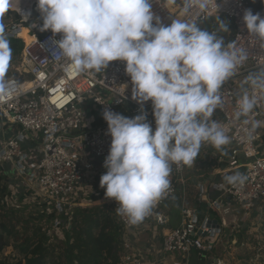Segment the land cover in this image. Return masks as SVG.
Listing matches in <instances>:
<instances>
[{
  "label": "built area",
  "instance_id": "built-area-1",
  "mask_svg": "<svg viewBox=\"0 0 264 264\" xmlns=\"http://www.w3.org/2000/svg\"><path fill=\"white\" fill-rule=\"evenodd\" d=\"M216 4L217 9L213 3L206 12L197 14L196 9L183 12V2L174 5L167 0H152V11L164 25L172 18L196 19L199 26L209 17L231 19L234 32L230 41H236L248 53V60L223 86V107L213 115L231 137V143L227 145L226 162L230 163L227 171L245 173L248 180L242 188L219 184L217 187L223 188L219 198L206 199L208 207L220 216L215 224L208 216L199 218L196 212L182 207L179 226L165 229L159 246H155L160 228L168 222L162 207L176 196L180 187L184 191V173L189 166H172L168 196L138 225H130L125 217L117 214L116 202L93 188L96 179L106 172L102 164L111 140L106 134L103 110L108 108L131 118L140 113V105L131 99L130 77L124 71L123 61H111L103 72L91 76L76 73L59 53L53 54L58 51L54 41L60 39V34L53 36L50 30H39L42 20L36 0H19L21 11L10 9L18 16L17 20L5 24L6 30L11 32L10 38H18L15 30L19 27L26 28L27 34L34 37L28 43L23 42L19 58L21 70L15 68V74L6 76L15 81L18 91L10 93L7 100L0 98V175L11 177L8 181L13 183V187H7L9 192L4 195L5 201L17 199L18 189L24 187L13 177L29 174L28 181L36 188L24 187L25 191L31 190L34 194L30 192L26 198H38V195L45 202L52 201L59 213L69 212L76 206L109 205L122 229L124 254L121 264H187L193 249L201 252L215 249L218 242L215 236H222L229 226L228 216L233 212L230 205H238L245 212L264 211V148L261 149L264 105L258 106L249 117L261 125L252 133L251 140L247 139L248 126L243 120L233 119L235 92L251 71L264 65V47L243 26L244 10H252L247 0H216ZM28 12L31 15L25 21L21 13ZM252 12L264 16V7ZM31 20L37 27H30ZM143 109L154 129L151 102H146ZM15 124L19 130L14 128ZM24 132H30L40 142V147L29 145ZM199 186L198 196L205 199L204 186ZM59 224L55 218L52 227L58 228ZM143 232L151 234V238L147 245L139 246V236ZM232 237V244L237 243L236 236ZM166 255L170 256L168 262H165ZM208 258L210 264L223 263L219 256ZM255 259L258 260V256Z\"/></svg>",
  "mask_w": 264,
  "mask_h": 264
},
{
  "label": "clouds",
  "instance_id": "clouds-1",
  "mask_svg": "<svg viewBox=\"0 0 264 264\" xmlns=\"http://www.w3.org/2000/svg\"><path fill=\"white\" fill-rule=\"evenodd\" d=\"M182 2L185 13H204L213 3L217 9L216 0ZM18 5L19 0H0V98L5 100L18 89L15 81L6 79L13 49L4 15L10 9L21 11ZM36 8L42 20L39 30L60 34L53 54L59 53L76 73L95 76L111 61L124 62L131 99L140 105V113L129 118L103 110L111 140L99 186L118 205L117 214L138 225L168 196L173 165L192 166L205 144L222 152L231 143L213 115L223 107V86L248 60L247 50L236 41L225 43L196 19L172 18L164 25L152 11V0H36ZM30 15L21 13L25 21ZM217 19L220 30L230 31ZM242 23L264 47V16L245 9ZM30 27H37L35 21ZM235 96L233 119L243 120L251 140L261 126L249 117L264 105V65L246 76ZM149 101L154 129L143 109ZM223 180L242 188L248 177L235 171Z\"/></svg>",
  "mask_w": 264,
  "mask_h": 264
},
{
  "label": "trees",
  "instance_id": "trees-1",
  "mask_svg": "<svg viewBox=\"0 0 264 264\" xmlns=\"http://www.w3.org/2000/svg\"><path fill=\"white\" fill-rule=\"evenodd\" d=\"M247 2L254 11H259L264 7L261 0H247ZM180 3H182V0H176L175 2V4ZM14 15V20H17L18 16L15 13ZM34 17L33 20L36 19V16ZM217 17H209L200 27L208 31H217L218 35L224 38L225 43H228L234 32V24L231 19L219 16L221 20L225 21L230 30L227 32L222 31L219 29L220 21ZM15 34L18 38H10L13 49L12 61L19 57L23 42L28 43L30 41V35L27 34V31ZM5 177L3 174L0 175V199L7 193V185L2 184ZM28 193H18L19 204L27 197ZM177 200V198H173L171 200L172 204H175ZM0 207L8 208L9 213L12 215L10 217L9 214H6L5 220L0 222V250L6 245L3 236L5 232L12 237L14 247L20 254L21 258L17 260L16 264H121V258L124 254L122 229L109 205L76 206L71 208L69 212L62 211L58 213L54 208L47 212L46 204H43L35 218L30 215L27 218L19 216L12 206L10 208L1 202ZM15 208H21V206ZM171 210L167 211L168 215H170ZM55 218L60 221L58 229L62 237L56 235L53 231L52 239L55 240L54 242H50L51 236L36 224H33L32 228H28L31 220L45 219L49 229H51ZM16 223L23 224L24 232L30 230L29 235H25L23 240L21 239L23 234L21 235L16 229ZM236 239L240 242L241 238L236 235ZM210 254L211 252H201L193 249L188 257L187 264H207Z\"/></svg>",
  "mask_w": 264,
  "mask_h": 264
},
{
  "label": "rangeland",
  "instance_id": "rangeland-1",
  "mask_svg": "<svg viewBox=\"0 0 264 264\" xmlns=\"http://www.w3.org/2000/svg\"><path fill=\"white\" fill-rule=\"evenodd\" d=\"M174 5H176L174 3ZM14 12L8 11L4 15V24H8L11 22V20H14ZM15 38V37H12ZM24 44V43H23ZM21 53V52H20ZM19 57L12 61L9 70L7 73V76L11 75V73L15 74V68L20 69L21 67L19 65ZM11 72V73H10ZM13 74V75H14ZM14 128L19 130L18 125H13ZM5 127V126H4ZM3 127V129H4ZM26 134L25 139L28 140L29 145L36 146L37 148L40 147V142L36 140L35 137L31 135L30 132H24ZM264 140V138H263ZM261 149L264 148V142H261ZM24 147V146H23ZM203 151L199 153V156L196 158L197 160L201 158H206ZM233 172L229 173L228 175L232 174ZM191 175L195 177V173L191 172ZM15 181H19L20 186H24L26 188H29V186L36 188V185L32 182L28 181L29 174H21L19 176L13 177ZM9 179H12L11 177H5L4 181H2V184H6L7 187H13V183H10L8 181ZM99 179H96L93 188L95 189H102L99 186ZM24 187H20L21 189H18L19 193H28V191H25ZM210 189V188H209ZM14 190V189H13ZM205 190L207 191L208 188L205 187ZM213 192L218 194H221L223 188H213ZM191 186L186 187V207H190L193 209L201 218L202 214L203 216L208 215V201L205 199H200V201L203 203H198L197 200L194 198V194L192 193ZM6 192H9V190H6ZM31 194L33 191H31ZM29 192V193H30ZM197 192V193H196ZM195 193L198 194L199 191H196ZM28 193V195H29ZM209 192L206 193V197L208 196ZM34 195V194H32ZM1 197V193H0ZM28 197L25 198L21 204L18 202V198H13L8 201H5L4 197L0 199L1 203H4L5 205H8L10 208L12 206L13 209L24 218H27V216H31L35 218L39 212V210L42 208L43 204H46V211L49 212L51 210L56 209L55 203H52V201H44L43 198L39 197ZM209 197V196H208ZM212 199V197H209ZM91 201V200H90ZM181 203L182 198L180 197L175 204H172V210L170 212V219H171V225L177 226L180 221V210H181ZM21 208H15L19 207ZM93 206V205H89ZM87 206V207H89ZM189 208V209H190ZM58 212V209H56ZM202 214H201V212ZM59 213V212H58ZM6 214H9L10 217H12L11 213H9L8 208L0 207V222L1 220H5ZM217 218L219 219L220 216L217 215ZM36 220V219H35ZM31 220V223L29 224L28 228H32L33 224H36L37 226L41 227L42 230L47 231V234L51 236L50 242H54L55 240L53 238V231L56 235L61 236V233L58 228L51 227L49 229L48 223L45 221V219H40L39 221ZM229 220V226L225 228V232L222 236L219 238L217 235L215 236L216 239H218V242L216 244V252L214 253L215 256H219L221 260L223 261L222 264H264V211L259 210H252L251 212H245L242 210L238 205L233 207V212H231L228 216ZM14 222V220H12ZM23 223V222H22ZM22 223H16V229L23 234L21 236V239L23 240L25 235H29L30 230L28 232H24L23 224ZM160 231V230H159ZM233 235H239L241 238L240 241H243L246 243V245H242L239 243L232 244L231 239L233 238ZM4 240L6 242V245L3 247L2 250H0V264H16L17 260H19L20 254L17 252L16 247H14V243L12 241V237H10L5 232L3 233ZM143 237H146V233L143 232L139 239H143ZM229 239V241H228ZM258 256V260L255 259V257Z\"/></svg>",
  "mask_w": 264,
  "mask_h": 264
},
{
  "label": "crops",
  "instance_id": "crops-1",
  "mask_svg": "<svg viewBox=\"0 0 264 264\" xmlns=\"http://www.w3.org/2000/svg\"><path fill=\"white\" fill-rule=\"evenodd\" d=\"M16 129V128H15ZM203 151L204 155L206 156V158H201L199 160H195L194 164L190 167H188L184 173V181H185V188L184 191H182V188L180 187L178 190V193L176 194V196L168 199L164 206L162 207V210L165 212V214L168 217V222L164 227L160 228L159 234L157 236V244L155 245L156 247L159 246L161 238H162V234L165 231V229L168 228H174L179 226L180 222H181V210H180V221L178 223L177 226L171 225V219L170 216L168 215L167 211L169 209H171L172 207V202L171 200L173 198H177L179 199L180 197L182 198V203H181V208L182 207H186V187L187 186H191V189L193 190L192 193L194 194V198L195 200L198 201V203L200 202V204L203 203V201H200V197L198 196V194H196L198 191L197 186L198 185H203L204 186V195L206 197V193L209 192L208 196L212 197V199H216L219 198L220 194L217 195V193L213 192V188H219L217 187V185L219 184H225L223 178L225 175H228L231 172H235L236 170H231V171H227V169L229 168V162L227 161V145L224 146V151H218L216 150L214 147H212L211 145L205 144L201 147L200 152ZM203 155V156H204ZM225 160H222V159ZM231 167V165H230ZM223 170V172H222ZM191 172L195 173V177L191 175ZM199 186V187H200ZM205 187L208 188V190H205ZM210 188V189H209ZM101 191L102 194H104V189H99ZM196 192V193H195ZM206 197L209 200V197ZM235 205H230V207L233 209ZM186 208H190V207H186ZM191 209V208H190ZM192 211H194L193 209H191ZM195 212V211H194ZM201 212V210H200ZM202 214V212H201ZM217 215L219 216L218 212H216L215 210L211 209L210 207H208V218L212 219H218ZM203 216V214H202ZM201 216V217H202ZM225 232V230H224ZM151 238V234L147 233L146 237H143V239L139 241V246H142L143 244L147 245L149 243L148 239ZM229 241V239H228ZM239 243V242H237ZM243 243V241H240V244ZM216 252V247L213 250V252L211 251L210 257H215L214 253ZM170 260V256H165V262H168Z\"/></svg>",
  "mask_w": 264,
  "mask_h": 264
},
{
  "label": "bare ground",
  "instance_id": "bare-ground-1",
  "mask_svg": "<svg viewBox=\"0 0 264 264\" xmlns=\"http://www.w3.org/2000/svg\"><path fill=\"white\" fill-rule=\"evenodd\" d=\"M21 31H27V29L26 28H24V27H19V28H17L16 30H15V33H18V32H21ZM29 38H30V40H32V39H34V37L33 36H29Z\"/></svg>",
  "mask_w": 264,
  "mask_h": 264
},
{
  "label": "water",
  "instance_id": "water-1",
  "mask_svg": "<svg viewBox=\"0 0 264 264\" xmlns=\"http://www.w3.org/2000/svg\"><path fill=\"white\" fill-rule=\"evenodd\" d=\"M211 222L215 224L217 222V220L216 219H212ZM207 264H210V262H207Z\"/></svg>",
  "mask_w": 264,
  "mask_h": 264
}]
</instances>
